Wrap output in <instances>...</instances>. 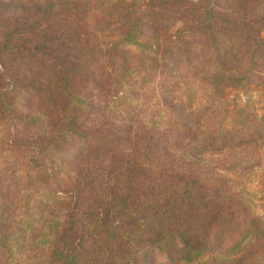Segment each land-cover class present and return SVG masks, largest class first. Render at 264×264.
I'll list each match as a JSON object with an SVG mask.
<instances>
[{"label": "trees", "instance_id": "1", "mask_svg": "<svg viewBox=\"0 0 264 264\" xmlns=\"http://www.w3.org/2000/svg\"><path fill=\"white\" fill-rule=\"evenodd\" d=\"M263 30L264 0H0V264H264Z\"/></svg>", "mask_w": 264, "mask_h": 264}, {"label": "rangeland", "instance_id": "2", "mask_svg": "<svg viewBox=\"0 0 264 264\" xmlns=\"http://www.w3.org/2000/svg\"><path fill=\"white\" fill-rule=\"evenodd\" d=\"M22 1V0H20ZM127 2H135V3H140L142 2L143 0H125ZM177 26L173 25V29L172 30H175ZM261 35L264 37V30L261 32ZM137 86V85H136ZM137 88V87H136ZM135 88V89H136ZM221 95L223 96V98L225 99L226 103H227V106L230 107V108H233V107H241L245 102H246V96L241 93L240 91L234 89L233 87H231L229 84H223L221 86ZM138 92V96H136V100H134L132 102V105H135L137 106L138 108L141 107L142 110L145 111L146 113V109H149L150 111H154L155 109H157L158 106H160V104H164L166 105V107H162V108H166L167 111H172V109H170L171 105H174L173 103H170L167 99H163V96L165 95V93L161 94V91L165 90V89H162V87H159L156 83H151L149 84L148 86H145L144 89H141V90H138L136 89ZM142 93V94H141ZM140 95V96H139ZM145 99L147 101H145ZM142 101L145 103V106H141L143 105ZM158 101V102H157ZM252 101H255V97H253V100ZM156 104H158V106H156ZM28 140L26 138H23L21 143H22V147L25 148V147H29L31 146L30 143H27ZM78 149V156L80 154H84L85 152V147L82 145V146H78L77 147ZM4 154H0V170L1 171H6V166L4 164V157H3ZM258 173H254V174H251L250 175V178H249V188L250 189H253L252 190V193L254 195H257L259 194V190L257 186V175ZM57 194H61L60 193V190L57 192ZM34 218H36V216H34ZM42 233V232H40ZM30 234H35L34 231L30 232ZM35 236V235H34ZM32 236V237H34ZM31 238V236H30ZM29 238V239H30ZM31 243V244H30ZM27 244V247L28 249L30 250V253L34 254L35 251L37 250L36 253H39L40 250L42 249L40 244L39 243H34L33 240L31 239V242L30 240L28 242H26ZM36 246V247H30V246ZM33 248H36L35 250H33ZM32 256V255H30ZM165 260V257L163 254H159V253H155L154 254V261L157 263V264H160L162 263L163 261Z\"/></svg>", "mask_w": 264, "mask_h": 264}]
</instances>
